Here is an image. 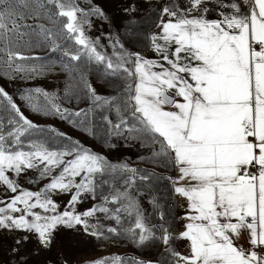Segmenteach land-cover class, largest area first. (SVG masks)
<instances>
[{"label":"snow or ice","instance_id":"obj_1","mask_svg":"<svg viewBox=\"0 0 264 264\" xmlns=\"http://www.w3.org/2000/svg\"><path fill=\"white\" fill-rule=\"evenodd\" d=\"M113 2L0 0V80L63 78L0 84V264H72L66 237L150 253L82 264H264V0Z\"/></svg>","mask_w":264,"mask_h":264},{"label":"rangeland","instance_id":"obj_2","mask_svg":"<svg viewBox=\"0 0 264 264\" xmlns=\"http://www.w3.org/2000/svg\"><path fill=\"white\" fill-rule=\"evenodd\" d=\"M100 2H103L106 8V11H108L110 14H114L117 17L119 14L117 13L116 9L118 7L117 4L113 2V0H100ZM108 31V26L101 24L99 21L94 22V27L91 31H89V35L91 37H95L98 35H101L102 32L106 33ZM107 41L105 40V43ZM149 55H151L149 53ZM63 82V78L60 79L55 78L52 75H49L47 78H39L30 82L20 83L17 82L12 85H7L6 81L0 80V84H4L7 87V90L9 92L15 91L17 87H43L47 90H55V88L58 85H61ZM26 114L30 116V118L37 120V122L40 123H55L58 127H61L63 130L70 131L67 125L62 124L59 121H55L51 118H45V117H38L35 114H31L28 112L27 109H25ZM71 134L76 135L75 132H71ZM88 144H94V142L89 138L85 141ZM146 151L144 149L138 148V147H125L121 151L120 158L128 159L131 163H133L135 166L144 167L145 165L141 164L140 161L137 159L138 156L146 155ZM113 159H116L115 156H113ZM29 175H33V173H29ZM21 183L24 184L25 187H33L32 185H28L25 183L24 178L21 179ZM60 199V198H58ZM67 197H64L61 199L60 202H63V200H66ZM90 206L89 202H85L83 205H81L82 208H86ZM143 207L147 209L148 212H151V206L147 203V199L143 201ZM174 214L176 213L177 209L175 208ZM19 235L17 234H4L2 237H0V259L3 261H8L12 259L11 254L9 252L10 247L13 243V236ZM63 235V233H62ZM178 241L176 242V244ZM34 248V244L31 242H26L22 248V255H30L32 250ZM64 251L66 255L71 259L72 264H82V262L94 259L96 257L110 255V254H120V255H126V256H137V257H147L150 255V253L147 250H138L132 245H130L127 241H118L117 243H107L104 244L102 242H95V241H79L74 240L71 237H66L64 239ZM43 256V254H42ZM35 259V258H33Z\"/></svg>","mask_w":264,"mask_h":264},{"label":"crops","instance_id":"obj_3","mask_svg":"<svg viewBox=\"0 0 264 264\" xmlns=\"http://www.w3.org/2000/svg\"><path fill=\"white\" fill-rule=\"evenodd\" d=\"M177 209V211H176V213H181L182 212V209H180V208H176ZM176 247L178 248V250H180V251H184V247H183V245L181 244V242H179L178 241V243L176 244ZM149 256V255H148ZM147 256V257H148Z\"/></svg>","mask_w":264,"mask_h":264}]
</instances>
